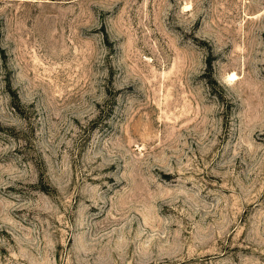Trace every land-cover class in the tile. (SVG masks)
I'll return each mask as SVG.
<instances>
[{
  "label": "rangeland",
  "instance_id": "1",
  "mask_svg": "<svg viewBox=\"0 0 264 264\" xmlns=\"http://www.w3.org/2000/svg\"><path fill=\"white\" fill-rule=\"evenodd\" d=\"M0 264H264V0H0Z\"/></svg>",
  "mask_w": 264,
  "mask_h": 264
},
{
  "label": "bare ground",
  "instance_id": "2",
  "mask_svg": "<svg viewBox=\"0 0 264 264\" xmlns=\"http://www.w3.org/2000/svg\"><path fill=\"white\" fill-rule=\"evenodd\" d=\"M234 76V74H231V77H233Z\"/></svg>",
  "mask_w": 264,
  "mask_h": 264
},
{
  "label": "trees",
  "instance_id": "3",
  "mask_svg": "<svg viewBox=\"0 0 264 264\" xmlns=\"http://www.w3.org/2000/svg\"><path fill=\"white\" fill-rule=\"evenodd\" d=\"M208 63L210 64V60H208Z\"/></svg>",
  "mask_w": 264,
  "mask_h": 264
}]
</instances>
